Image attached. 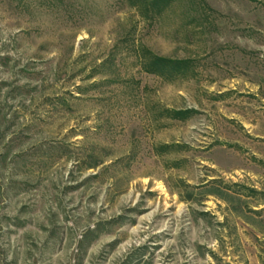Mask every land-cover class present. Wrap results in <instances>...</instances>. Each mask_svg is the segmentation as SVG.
I'll return each instance as SVG.
<instances>
[{"label":"rangeland","instance_id":"1","mask_svg":"<svg viewBox=\"0 0 264 264\" xmlns=\"http://www.w3.org/2000/svg\"><path fill=\"white\" fill-rule=\"evenodd\" d=\"M0 264H264V0H0Z\"/></svg>","mask_w":264,"mask_h":264},{"label":"trees","instance_id":"2","mask_svg":"<svg viewBox=\"0 0 264 264\" xmlns=\"http://www.w3.org/2000/svg\"><path fill=\"white\" fill-rule=\"evenodd\" d=\"M132 7H139L145 20L158 17L176 0H127ZM141 69L148 75L159 76L168 81L183 77L193 68L191 60H172L152 54L148 49L139 50ZM175 121H185L197 114L194 110H164L162 112ZM167 149V147H166Z\"/></svg>","mask_w":264,"mask_h":264},{"label":"bare ground","instance_id":"3","mask_svg":"<svg viewBox=\"0 0 264 264\" xmlns=\"http://www.w3.org/2000/svg\"><path fill=\"white\" fill-rule=\"evenodd\" d=\"M160 189H162V191H163V188L162 187H160Z\"/></svg>","mask_w":264,"mask_h":264}]
</instances>
